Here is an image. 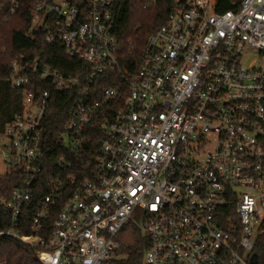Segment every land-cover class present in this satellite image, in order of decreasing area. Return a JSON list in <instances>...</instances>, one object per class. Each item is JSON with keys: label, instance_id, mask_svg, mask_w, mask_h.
Returning <instances> with one entry per match:
<instances>
[{"label": "built area", "instance_id": "1", "mask_svg": "<svg viewBox=\"0 0 264 264\" xmlns=\"http://www.w3.org/2000/svg\"><path fill=\"white\" fill-rule=\"evenodd\" d=\"M119 1L36 0L33 22L81 74L12 62L24 99L0 132V239L41 264H108L131 224L148 237L144 264H251L264 233V0H169L136 58ZM54 88L76 96L56 147L44 138Z\"/></svg>", "mask_w": 264, "mask_h": 264}, {"label": "trees", "instance_id": "2", "mask_svg": "<svg viewBox=\"0 0 264 264\" xmlns=\"http://www.w3.org/2000/svg\"><path fill=\"white\" fill-rule=\"evenodd\" d=\"M4 5L0 8V132L17 114L22 112L24 91L13 88L7 81L12 71V62L22 56L39 57L43 62L64 72L81 74L82 64L70 58L59 41L49 43L47 32L34 23V7L36 0H20L15 12H11L13 0H0ZM224 7L223 9H228ZM169 12V0H121L115 8L118 18V35L127 55L134 53L138 57L145 49L149 36L161 26ZM129 53V54H128ZM101 84V80L96 86ZM104 86V85H103ZM106 86V84H105ZM76 100L73 89H53L48 114L45 121L44 138L56 147L57 141L68 122L71 109ZM57 153V152H56ZM9 186L15 185L8 180ZM8 186V187H9ZM33 212L29 213V219ZM6 210L0 208V229L10 227L4 223ZM54 218V216H52ZM30 233V229L22 231ZM137 235L134 244L121 247L125 257L113 259L108 264H144V256L149 246L148 237L135 229ZM257 254L258 262L264 264V233L259 235L251 255ZM7 264H41L33 248L24 242L4 237L0 239V262Z\"/></svg>", "mask_w": 264, "mask_h": 264}, {"label": "rangeland", "instance_id": "3", "mask_svg": "<svg viewBox=\"0 0 264 264\" xmlns=\"http://www.w3.org/2000/svg\"><path fill=\"white\" fill-rule=\"evenodd\" d=\"M4 5V3L2 1H0V8ZM136 229V227L134 225H127L125 228V231H122L119 234V241L121 242V247H123V245H127V244H134L135 241L137 240V235L133 234V231ZM144 235V233H142ZM117 248L113 254V257L111 260L113 259H121L122 257H125V253H122V249Z\"/></svg>", "mask_w": 264, "mask_h": 264}, {"label": "water", "instance_id": "4", "mask_svg": "<svg viewBox=\"0 0 264 264\" xmlns=\"http://www.w3.org/2000/svg\"><path fill=\"white\" fill-rule=\"evenodd\" d=\"M258 262L257 254H253L251 257V264H256Z\"/></svg>", "mask_w": 264, "mask_h": 264}]
</instances>
